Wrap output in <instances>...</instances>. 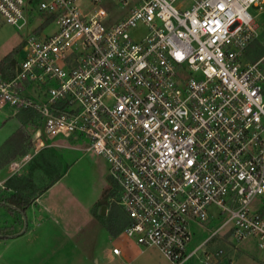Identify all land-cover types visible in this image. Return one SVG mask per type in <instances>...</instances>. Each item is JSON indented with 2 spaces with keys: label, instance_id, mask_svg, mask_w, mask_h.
Returning <instances> with one entry per match:
<instances>
[{
  "label": "built area",
  "instance_id": "built-area-1",
  "mask_svg": "<svg viewBox=\"0 0 264 264\" xmlns=\"http://www.w3.org/2000/svg\"><path fill=\"white\" fill-rule=\"evenodd\" d=\"M104 1L35 0L42 15L14 74L0 73V106L32 108L41 121L26 127L29 149L9 170L55 137L79 138L108 164L122 232L169 264L202 248H188L189 223L213 205L227 216L212 236L225 229L264 249V206L251 205L264 197V38L263 54L246 57L260 35L248 9L264 0H110L115 17ZM32 5L0 0V17L21 30ZM28 83L42 99L23 92ZM222 257L202 249V264Z\"/></svg>",
  "mask_w": 264,
  "mask_h": 264
},
{
  "label": "rangeland",
  "instance_id": "rangeland-1",
  "mask_svg": "<svg viewBox=\"0 0 264 264\" xmlns=\"http://www.w3.org/2000/svg\"><path fill=\"white\" fill-rule=\"evenodd\" d=\"M103 3L109 9L112 17L119 13L120 9L114 2L108 0ZM248 11L254 19L257 32L260 34L247 48L246 57L248 60L253 61L263 54L261 41L264 38V2L260 3V7L251 5ZM29 14V21L21 30L6 23L0 17V58L21 42L22 38L33 29V26L39 20L38 15H42L35 9L34 3ZM16 55L18 57L21 55L20 48ZM262 65L264 67V60ZM35 86L29 87L27 96L35 97L37 100L42 99L39 86H36V92L33 94ZM49 142H60L59 144L54 143L47 151L49 152L47 156L55 159L56 162L57 160L59 162V155L66 150L64 146L73 145V141L69 138L62 137H55ZM75 145L80 149L68 151L69 153L65 157L67 160L71 153L73 155L71 160V163H73L69 167L67 163L51 166L49 168L51 174L48 179L39 172H36L37 174H34L32 179L34 180L33 189H37L43 185L42 182L49 180L51 177L54 178L65 171L64 180L69 183V189L66 190L61 183L49 192L44 200L50 203L52 207L60 208L63 201L56 203L57 198L59 195L61 197L66 195L64 209L72 210V213L76 216L74 219L78 218L77 221L76 219H73V221L80 225V230L78 232H68L67 236H63L61 240L56 241L55 248L50 247L48 249H35L38 242H31L30 240L28 242L25 238H22L18 240L20 241L19 243H15L17 245H8L9 248L4 250L8 242L1 237L0 264H169L168 260L155 247H142L122 232L124 212L118 202V188L108 174L107 162L101 159L99 155H92L90 152L82 150L84 146L82 141L75 142ZM2 173L0 176H2ZM23 174L26 173L24 172ZM2 183L1 181L0 187H2ZM95 196L96 199L98 197L99 201L94 204L92 210L94 209L99 215H96L95 224L87 223L84 220L89 214L86 203ZM103 201L108 204L110 212L106 216L101 215L100 217V206L102 205L100 203ZM259 202L264 206V197L254 200L251 204L252 207H256ZM98 204L99 209L95 206ZM209 214L206 221L199 223L192 221L189 223L191 239L188 248L191 249L202 242L203 246L186 264H202V249L210 251H215L219 248L223 249L222 264H231L232 262L234 264H248L252 260L247 255L264 259V249L258 248L252 239L240 242L233 241L230 239L229 234L225 232V229L212 236L213 231L226 218L227 212H222L219 207L213 205L209 207ZM111 220L114 222L113 225L119 228L115 234H112L106 225ZM12 222L13 218L4 209L0 208V225ZM113 245H117L121 249L125 247L126 249L124 248L122 255L113 256L110 254ZM241 247L247 248L248 251H243ZM95 259H98L97 263ZM259 262L264 264V260ZM250 264L255 263L252 262Z\"/></svg>",
  "mask_w": 264,
  "mask_h": 264
},
{
  "label": "crops",
  "instance_id": "crops-1",
  "mask_svg": "<svg viewBox=\"0 0 264 264\" xmlns=\"http://www.w3.org/2000/svg\"><path fill=\"white\" fill-rule=\"evenodd\" d=\"M19 44L20 45L22 44V40ZM17 58H19V57L15 54L14 65H13L12 73H11L12 75L14 74V72L16 70ZM0 73L5 78H10L12 76V75L10 76L7 74L4 75L1 71H0ZM32 85H34V84L28 83L26 85V87L23 89V92L26 95H27V91H28L29 87H32ZM35 92H36V86L34 87V93L33 94H35ZM17 112H14L12 110V108H10L6 104L0 106V147L5 142V140L8 139L16 130H22V132L26 135V139H25V141H23V146H24L23 152L17 151L14 155H11L10 154L11 149H10L9 144L3 146L2 150H0V162H2L5 158L7 160V162L5 164L0 166V174L3 172L2 176H0V182L1 181L3 182L2 187H0V190L2 192H4L5 194H10V193H13L14 190L18 189L22 193L26 194L30 198L31 201L28 204V206L25 208L24 215H22L25 218V220L22 224L18 222L17 216L14 213V211H10V209H9L10 207H8L6 205L5 206L0 205V208L4 209L5 212L13 218L12 223L1 224L0 226H4V225L10 226L11 229H13L16 232L20 230L17 235H12V236H8V237L3 238L8 242L6 244L4 250H7L9 248L8 245H17L15 243H19L20 241H18V240H21L22 238H25L26 241H28V242H29V240L31 242H34V241L38 242L35 249H37V248L38 249L39 248L48 249L50 247L55 248L56 241L61 240L63 236H67L68 232H78L80 230V228H79L80 225L76 224V222L73 221L74 217H76V216L72 213V210L64 209V207L66 205L65 204L66 195H64L65 197H63V196L61 197L59 195L57 198L56 203L57 202L60 203V201L61 202L63 201L60 208H55L54 206L52 207V205H50V203H47L44 200L46 195L49 192H51L54 188L58 187L61 183H62V186L66 188V190L69 189V187H68L69 183L64 180L66 173H65V171L61 172L59 175H57L59 177L53 182H50V180L52 179V177H51L49 180L42 182L43 185L37 189L36 188L33 189L34 180L32 179V176L34 174H37L36 172H39V173H42V175H45V177H47V179H48L50 174H51L49 171V168H51V166H56L59 164H63V163L66 164L67 163V166L69 167L73 163V162L71 163L73 155L71 153L70 154L71 156L69 158H67V160H66L65 159V157H67L66 154L69 153L68 151H73L74 149H76V150L80 149L76 145H75L76 146L75 147L74 143L79 141V140L80 141H82V140L79 138L78 139L69 138L71 141H73L72 142L73 145H65L64 146L66 150L64 149L65 151L62 152L61 155H59V162H58V160L56 162V160L51 158V157L49 158L47 156V153H49V152H47V151H49V147H44V148L40 149L37 153H35L31 157V159L19 171L11 172L9 170V167H8L9 162L11 160L21 156L22 154L27 152L29 149V143H28L29 140H28V134L26 131V127L29 124H33V123H28V124L24 125L22 123L20 117L18 116ZM54 143L59 144L60 142H54ZM83 143H85V142H83ZM92 155H94V154H92ZM100 157H101V159H104L102 156H100ZM64 159H65V162H64ZM24 172L26 174H23ZM15 173H17V174H15ZM46 184H49V186L45 189H42ZM22 185L25 187L22 188L23 187ZM98 201H99L98 197L96 199V196H95L90 201H88L86 203V208H88V213L90 214V215L88 214L87 217H85V219H84L85 221H87V223L90 222V223L95 224V221L97 218L96 214L99 215V213H96V211L93 213L92 208L94 207V204ZM100 204H105V206H106L105 213L103 215L106 216L107 214H109L110 211H109L108 204L105 201H103ZM95 206L97 209H99V204L95 205ZM75 219L77 221L78 218H75ZM126 221H127V218L124 214L123 223L125 224ZM74 225H76V226H74ZM241 245H243V244H241ZM113 247L119 248L118 254H115L112 252ZM112 248L110 250V254L113 256H120V255H122V251L124 250L125 247H123L121 249L119 246L113 245ZM241 248L243 251H248L247 248H243V247H241ZM141 250H143V249H141ZM244 254L247 255L245 252H244ZM95 255H96V253H95ZM247 257L252 260V261L250 260L251 261L250 263L253 262L255 264H261L259 261L261 260V262H263V260H264L263 258L260 259L257 256L247 255ZM95 261L97 263L98 259H95ZM250 263H248V264H250ZM231 264H234V263L232 262Z\"/></svg>",
  "mask_w": 264,
  "mask_h": 264
},
{
  "label": "trees",
  "instance_id": "trees-1",
  "mask_svg": "<svg viewBox=\"0 0 264 264\" xmlns=\"http://www.w3.org/2000/svg\"><path fill=\"white\" fill-rule=\"evenodd\" d=\"M33 3H35V0H32ZM49 20V18L46 19L45 23ZM42 26V25H41ZM40 28V27H39ZM38 28V29H39ZM20 44L13 47L9 52H7L1 59H0V71L5 75H12V68L14 65V56L18 52V49L20 48ZM18 116L20 117L22 123L24 125L28 123H33L34 125H39L41 121L40 114L32 109V108H23L20 109L17 112ZM26 135L22 132V130H16L8 139L5 140V142L0 147V150H2L3 146L9 144L11 152V155H14L17 151L23 152L24 146L23 141H25ZM7 162L6 158L0 162V166L5 164ZM32 166V165H31ZM59 176H56L55 178H52L50 182L55 181ZM23 186V185H22ZM21 186V187H22ZM49 186V184H46L42 189H45ZM23 186L22 188H24ZM30 198L22 193L20 190L16 189L13 193L5 194L0 190V205H6L10 207V211H14V213L17 216V220L19 223H23L25 218L22 216L24 215V210L30 203ZM93 209V213H94ZM97 215V214H96ZM101 217V215H100ZM113 220L110 221V223H107L108 230L115 234L118 231V227L113 225ZM110 224V225H109ZM20 231V230H19ZM19 231H14L11 229L10 226H0V238H5L12 235H17Z\"/></svg>",
  "mask_w": 264,
  "mask_h": 264
},
{
  "label": "water",
  "instance_id": "water-1",
  "mask_svg": "<svg viewBox=\"0 0 264 264\" xmlns=\"http://www.w3.org/2000/svg\"><path fill=\"white\" fill-rule=\"evenodd\" d=\"M105 208H106L105 204H102V205L100 206V214H101V215H103V214L105 213Z\"/></svg>",
  "mask_w": 264,
  "mask_h": 264
}]
</instances>
